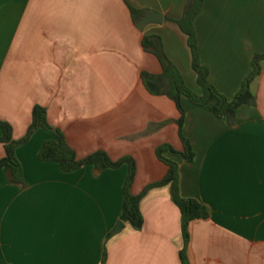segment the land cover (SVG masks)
<instances>
[{"label":"crops","instance_id":"1","mask_svg":"<svg viewBox=\"0 0 264 264\" xmlns=\"http://www.w3.org/2000/svg\"><path fill=\"white\" fill-rule=\"evenodd\" d=\"M187 3L0 0V120L21 140L34 108L45 107L79 159L101 151L113 161L133 158L131 192L142 194L168 175L158 148L183 150L175 103L143 83V72L163 73L144 38H161L166 57L202 94L188 37L176 23ZM131 8L155 11L164 23L142 32ZM195 24L210 80L232 101L254 57L264 55V0H205ZM262 68L251 86L257 104L241 107L233 126L183 100L196 159L181 163V193L210 211L191 224L189 244L170 186L144 197L137 230L121 220L128 166L64 173L39 159L52 138L40 129L17 151L25 186L0 171V264H264V62ZM119 222L125 228L116 232Z\"/></svg>","mask_w":264,"mask_h":264},{"label":"trees","instance_id":"2","mask_svg":"<svg viewBox=\"0 0 264 264\" xmlns=\"http://www.w3.org/2000/svg\"><path fill=\"white\" fill-rule=\"evenodd\" d=\"M205 0H188L184 17L176 21L180 29L187 35L189 48L192 54V67L197 75V83L201 89V95L195 93L186 83L185 78L164 54L163 43L159 37H145L143 48L155 54L160 60L163 73L153 75L147 72L142 73L143 83L148 92L153 96H166L176 105L180 118L178 120L183 150L178 151L171 145H163L157 150L158 158L169 167L168 175L160 182L148 186L142 194L136 196L131 192L137 175V164L131 157L113 161L106 152H97L85 159H79L76 151L69 145L65 134L53 127L48 119V111L43 106H36L33 111L32 123L27 134L21 140L14 139L13 127L3 120H0V145L4 146L5 157L0 159V171L9 174L10 182L13 185L25 186L24 169L18 159V149L27 144L34 134L43 129L51 134L39 154L42 162L57 163L64 173H74L84 166H93L98 171L109 169L118 170L128 166V176L124 186V202L122 205L121 220L137 229L144 226V219L141 212V202L144 197L153 189L170 186L174 203L180 209L183 217V233L186 244L190 243L191 224L199 220H207L210 217L208 207L200 200L186 198L181 193V163L193 164L196 159L195 150L185 136L184 129L187 121V112L183 100L187 99L195 106L204 108L220 119H226L230 126L235 125L237 113L243 106L254 107L257 104L256 97L252 93L251 86L262 74V63L264 55H256L253 59V71L246 78L242 89L234 100L230 101L211 82V70L204 65L200 53V43L196 29V20L204 11ZM135 22L139 21L145 14L131 8ZM182 261L186 263V255L181 254Z\"/></svg>","mask_w":264,"mask_h":264},{"label":"water","instance_id":"3","mask_svg":"<svg viewBox=\"0 0 264 264\" xmlns=\"http://www.w3.org/2000/svg\"><path fill=\"white\" fill-rule=\"evenodd\" d=\"M164 16L155 11H148L145 16L139 20L137 27L140 31H144L150 25H162L164 23ZM125 228L123 222H119L116 232H120Z\"/></svg>","mask_w":264,"mask_h":264}]
</instances>
